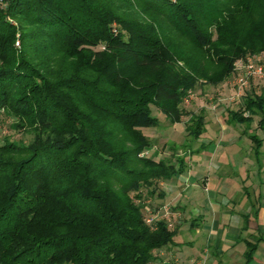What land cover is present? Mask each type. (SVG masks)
<instances>
[{"label": "trees", "instance_id": "obj_1", "mask_svg": "<svg viewBox=\"0 0 264 264\" xmlns=\"http://www.w3.org/2000/svg\"><path fill=\"white\" fill-rule=\"evenodd\" d=\"M262 52L264 0H0V113L31 135L0 138V264L167 263L178 231L146 200L186 159L150 154L153 107L181 122L199 82ZM229 115L264 131V87Z\"/></svg>", "mask_w": 264, "mask_h": 264}, {"label": "crops", "instance_id": "obj_2", "mask_svg": "<svg viewBox=\"0 0 264 264\" xmlns=\"http://www.w3.org/2000/svg\"><path fill=\"white\" fill-rule=\"evenodd\" d=\"M239 142L240 138L226 143L229 154L222 164L229 169L213 172L206 187L199 183L195 168L178 177L185 182L178 194L181 206L188 211L183 223L191 238L187 243L175 239L174 247H164L161 255L170 254L182 264H264V145L259 159L254 145L250 147L260 169V185L255 188L248 165L252 155L244 152ZM201 146L212 154L210 148L216 145ZM174 194L167 193V197L173 199ZM253 245L256 249L251 252Z\"/></svg>", "mask_w": 264, "mask_h": 264}, {"label": "rangeland", "instance_id": "obj_3", "mask_svg": "<svg viewBox=\"0 0 264 264\" xmlns=\"http://www.w3.org/2000/svg\"><path fill=\"white\" fill-rule=\"evenodd\" d=\"M99 46L95 49H101ZM244 59V58H243ZM236 61V66L242 64V60ZM234 75L228 78L226 81L218 84L211 85L204 82H199L196 88L190 93L188 98L182 104L185 111V115L182 117V121L178 123H172L160 110L153 107V113L160 118V125L157 127H151L144 129V132L152 138L153 148L150 154L155 153L158 159H166L175 161L177 157L186 159V171L184 174H188L189 170L195 168L197 172L198 181L203 187H206V181L213 172H222L228 170L227 166H224L223 158L228 156V143L241 139L240 145L246 153H251L252 162L250 167V179L252 186L258 188L260 185L259 179V164L254 157L253 150L250 151V147L253 144L249 133H257L260 137L264 138V131L258 127L259 117H255V121L251 124V128L247 129L245 123H229V111H238L241 108V103L230 100V97L234 94L232 81ZM263 83H256L252 88H256L261 91ZM202 112L205 114V121L207 125L206 131L200 136V138H194L189 134V126L193 123V117L195 114ZM10 121L6 119L2 113H0V138L3 139L6 136L12 139H21L29 141L31 135H24L21 132H17L10 128ZM213 142L216 146L211 147L212 154L208 151H203L201 143L210 144ZM224 142V143H223ZM148 153V152H147ZM216 166V167H215ZM225 179L224 177L222 180ZM192 181V179H190ZM187 182V181H186ZM185 182H180L178 178H173L170 181H162L161 187L166 193H175L174 198L166 196L164 200L155 195L153 200H146L145 216L147 219L153 220V223L159 218H165L170 222L171 228L177 229L176 240L181 242H189L190 229L183 223L184 220L189 217L187 209L183 208L182 202H180V188L183 187ZM264 184L261 183V185ZM186 186V185H185ZM160 189V188H159ZM158 193V192H157ZM185 193V192H184ZM183 226V228H182ZM173 244V243H172ZM174 244L172 245V248ZM170 250V249H169ZM170 254L162 255L164 261L168 263L182 264L178 261L172 260ZM157 263V262H155Z\"/></svg>", "mask_w": 264, "mask_h": 264}, {"label": "built area", "instance_id": "obj_4", "mask_svg": "<svg viewBox=\"0 0 264 264\" xmlns=\"http://www.w3.org/2000/svg\"><path fill=\"white\" fill-rule=\"evenodd\" d=\"M19 44V42H17ZM241 65H235L234 80L232 81L234 94L230 100L241 103L247 92L256 83H263L264 86V52L259 54L248 55L242 60ZM152 219H147L150 223ZM158 264V263H152ZM176 264V263H165Z\"/></svg>", "mask_w": 264, "mask_h": 264}]
</instances>
